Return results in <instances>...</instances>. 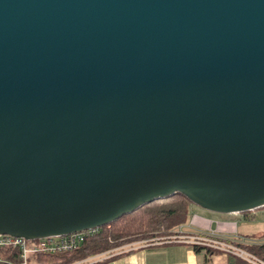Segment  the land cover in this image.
<instances>
[{
  "label": "water",
  "instance_id": "95a60500",
  "mask_svg": "<svg viewBox=\"0 0 264 264\" xmlns=\"http://www.w3.org/2000/svg\"><path fill=\"white\" fill-rule=\"evenodd\" d=\"M174 192L264 205V0H0V233Z\"/></svg>",
  "mask_w": 264,
  "mask_h": 264
},
{
  "label": "trees",
  "instance_id": "16d2710c",
  "mask_svg": "<svg viewBox=\"0 0 264 264\" xmlns=\"http://www.w3.org/2000/svg\"><path fill=\"white\" fill-rule=\"evenodd\" d=\"M194 202L181 192L158 198L139 206L133 211L119 215L115 220L98 226L92 230H83L84 239L74 248L55 252L38 251L32 253L29 264H72L79 259L93 256L100 252L111 251L121 243L168 234L175 226L185 223L189 218L190 206ZM251 218V210L241 212ZM253 254L264 259V241L236 242ZM200 244L193 243L197 249ZM113 254L112 256H115ZM112 256H108L110 258ZM231 264H252L231 254ZM106 258V259H107ZM17 247L0 246V264H20ZM98 264V263H92Z\"/></svg>",
  "mask_w": 264,
  "mask_h": 264
},
{
  "label": "crops",
  "instance_id": "0c3cea01",
  "mask_svg": "<svg viewBox=\"0 0 264 264\" xmlns=\"http://www.w3.org/2000/svg\"><path fill=\"white\" fill-rule=\"evenodd\" d=\"M192 206V205H191ZM190 206V208H191ZM256 209V208H255ZM251 214H254V210ZM228 216L241 215V212L228 213ZM255 215V214H254ZM176 228L180 234L190 235L199 233L204 236L215 235L218 238L227 241L245 242L248 241L246 235H242L236 225L235 220L231 217L219 219V217L206 215L196 212L185 223ZM260 241V240H259ZM257 242V241H255ZM116 254L115 256H112ZM108 256H112L107 258ZM82 264H231L232 257L228 252L219 248L216 249L209 244H200L197 249L193 243L186 239L174 241H153L144 244H138L116 250L114 252H100ZM107 258V259H106ZM80 264V263H79Z\"/></svg>",
  "mask_w": 264,
  "mask_h": 264
},
{
  "label": "built area",
  "instance_id": "2783aa9c",
  "mask_svg": "<svg viewBox=\"0 0 264 264\" xmlns=\"http://www.w3.org/2000/svg\"><path fill=\"white\" fill-rule=\"evenodd\" d=\"M96 228V227H95ZM91 229H87L92 230ZM85 233L83 230L71 232L63 235H52L35 238V239H28L24 236H14L10 233H0V246H13L17 247L19 250V256L21 258L20 264H29L27 259L29 258V255L31 253L38 251H60V250H68L71 248H74L79 244L80 241L84 239ZM186 239L189 242L197 243V244H209L210 246H213L216 249H220L224 252H228L230 254L233 253V255H236L244 260H247L248 262L252 264H264V259L261 257H258L257 255L253 254L249 250L245 249L244 247L234 243L233 241H227L222 238H218L215 235L211 236H204L199 233H192L190 235L186 234H175L172 237H166L163 240L164 241H174V240H182ZM163 240H156V241H163ZM108 252H114L108 251ZM93 256H89L83 259H79L78 261L73 262L72 264H82L89 259H93Z\"/></svg>",
  "mask_w": 264,
  "mask_h": 264
},
{
  "label": "rangeland",
  "instance_id": "374dc122",
  "mask_svg": "<svg viewBox=\"0 0 264 264\" xmlns=\"http://www.w3.org/2000/svg\"><path fill=\"white\" fill-rule=\"evenodd\" d=\"M196 212L199 213H203L206 215H211V216H215V217H219V219H225L226 217L229 218H233L236 222L237 228L239 230V232L242 235H246V239L250 242V241H264V205L263 206H258V208H256L254 210V216L251 218H244L241 215H235V216H228V213H222V212H217V211H212V210H208L203 208V206H199L197 204H192L190 210H189V215L190 218L192 217V215ZM175 226V228L172 229V231L168 234H162V235H158V236H153V237H148V238H144V239H138V240H133V241H129V242H125V243H121L119 246L115 247L114 249H112V251H116L119 250L120 248H128L130 246H134V245H138V244H144V243H150L156 240H163L166 237H172L175 234H179V232L176 230V228H182ZM164 241V240H163ZM33 258L32 253L29 255L28 261L32 262L31 259Z\"/></svg>",
  "mask_w": 264,
  "mask_h": 264
}]
</instances>
